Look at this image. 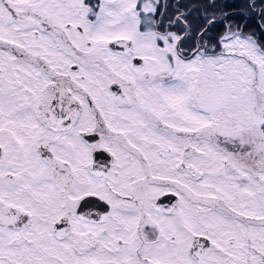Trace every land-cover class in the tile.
<instances>
[{"label": "snow or ice", "instance_id": "snow-or-ice-1", "mask_svg": "<svg viewBox=\"0 0 264 264\" xmlns=\"http://www.w3.org/2000/svg\"><path fill=\"white\" fill-rule=\"evenodd\" d=\"M216 11L0 0V264H264V0Z\"/></svg>", "mask_w": 264, "mask_h": 264}, {"label": "flooded vegetation", "instance_id": "flooded-vegetation-1", "mask_svg": "<svg viewBox=\"0 0 264 264\" xmlns=\"http://www.w3.org/2000/svg\"><path fill=\"white\" fill-rule=\"evenodd\" d=\"M183 3H186L190 6L199 5L203 6L208 3V0H182ZM218 11H216L217 16H222L223 13L226 12H234L239 11L243 8V0H216ZM224 5H228V7H224ZM183 10V9H182ZM200 15L199 12H193V16L191 17L193 23L195 25H199L202 23L197 17ZM233 19L240 20V17H233ZM249 23H253L254 21L249 20ZM223 25L217 26V31L222 29Z\"/></svg>", "mask_w": 264, "mask_h": 264}, {"label": "trees", "instance_id": "trees-1", "mask_svg": "<svg viewBox=\"0 0 264 264\" xmlns=\"http://www.w3.org/2000/svg\"><path fill=\"white\" fill-rule=\"evenodd\" d=\"M214 31H217V28Z\"/></svg>", "mask_w": 264, "mask_h": 264}]
</instances>
